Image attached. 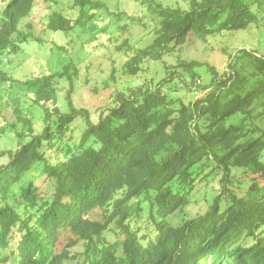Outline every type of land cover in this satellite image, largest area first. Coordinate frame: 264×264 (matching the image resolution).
<instances>
[{
  "label": "trees",
  "instance_id": "1",
  "mask_svg": "<svg viewBox=\"0 0 264 264\" xmlns=\"http://www.w3.org/2000/svg\"><path fill=\"white\" fill-rule=\"evenodd\" d=\"M37 1L9 0L0 9V54L21 50L27 34L19 25ZM102 7L73 0L50 16L49 26L94 28ZM151 12L159 18L155 37L125 62L127 71L136 73L146 57L161 59L192 31L250 28L264 19V0H190L187 9L154 3ZM229 58L222 75L207 66L212 78L203 85L192 72L200 63L179 62L199 96L174 99L161 86L117 92L97 122L72 106L74 66L29 80L43 121L36 130L20 107L14 112L11 127L28 140L2 152L11 159L0 168V256L17 233L14 264H65L79 241L83 264H264V55L240 48ZM176 75L182 78L169 71L164 83ZM63 78L70 81L69 110L56 104L55 84ZM77 117L85 127L73 138L67 134ZM238 170L251 180L239 193ZM217 174L221 189L203 214L178 225L166 219L190 203L196 184ZM39 176L47 187L35 182ZM143 202L150 209L145 226L138 222ZM110 225L116 241L106 238Z\"/></svg>",
  "mask_w": 264,
  "mask_h": 264
},
{
  "label": "rangeland",
  "instance_id": "2",
  "mask_svg": "<svg viewBox=\"0 0 264 264\" xmlns=\"http://www.w3.org/2000/svg\"><path fill=\"white\" fill-rule=\"evenodd\" d=\"M8 1L0 0V9ZM96 1L110 9V14L107 8H99L96 11L98 17L92 21L94 28L87 23L77 25L69 31L52 29L49 22L50 16L56 10L62 11L71 6L73 0L37 1L30 15L19 25V29L27 34L26 41L21 43V50L0 54V168L11 159L8 153L2 152L7 150L15 152L20 142L28 140L27 136L21 140L17 138L15 130L12 129L11 123L17 118L14 112L20 107L24 113L32 117L34 129L39 130L42 125L43 112L40 105L34 102V86L28 82L31 79L55 72L61 73L67 66H74L76 72L72 73V106L78 109L86 108L91 119L97 122L101 109L115 104L117 92H123L128 96L139 88L161 86L163 91L174 99L185 100L189 96L190 98L199 96V89L198 93L193 91L197 85L195 82L192 83L191 73L185 72L178 65L179 62L200 63L201 65L193 68L192 72H196L197 84L203 85L209 83L212 78L207 66L220 75L228 71L229 54L232 50L245 48L256 51L258 55H264L262 19L248 29L222 30L206 36L192 31L183 44L174 46L173 51L164 54L161 59L144 58L139 64L140 69L133 73L126 70L125 62L136 50L151 44L155 30L159 26V18L157 13L151 12V6L158 3L161 6L187 9L190 0ZM171 70L181 73L182 78L176 75L171 81L164 83L163 79ZM55 85L57 106L69 110L66 94L70 88V81L65 78L59 79ZM187 88L192 89L187 91ZM39 103H46L52 107L51 101ZM84 123V119L77 117L71 123V131L67 135L79 137L85 127ZM17 127L20 125L17 124ZM241 172L236 171L238 174ZM237 179L235 190L239 193L249 186L251 180L245 173H241ZM35 182L41 187H47L43 177L35 178ZM220 189V174L199 182L190 194V203L181 210L173 211L166 219L173 225H178L185 219L203 214ZM149 211L147 203L143 202L141 218L138 220L141 226L151 222L148 219ZM133 222L135 221L132 220L130 223ZM111 227L113 231L106 232V238L110 242L117 239L115 233L117 229L110 225ZM145 230L144 227L140 232ZM18 241L19 234L16 233L11 239L10 246L2 251L0 264L16 262ZM65 242L66 240L63 243ZM243 244H252L251 238L245 240ZM69 250V254L75 257L65 264H83L85 258L82 255L85 250L83 242L79 241ZM5 255L7 259L3 261L2 256Z\"/></svg>",
  "mask_w": 264,
  "mask_h": 264
}]
</instances>
